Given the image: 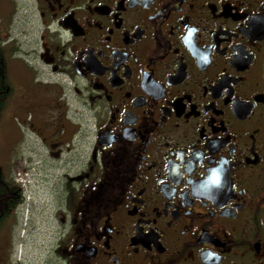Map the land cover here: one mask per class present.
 <instances>
[{"label": "flooded vegetation", "instance_id": "1", "mask_svg": "<svg viewBox=\"0 0 264 264\" xmlns=\"http://www.w3.org/2000/svg\"><path fill=\"white\" fill-rule=\"evenodd\" d=\"M39 230L37 264H264V0H0V264Z\"/></svg>", "mask_w": 264, "mask_h": 264}, {"label": "rangeland", "instance_id": "2", "mask_svg": "<svg viewBox=\"0 0 264 264\" xmlns=\"http://www.w3.org/2000/svg\"><path fill=\"white\" fill-rule=\"evenodd\" d=\"M21 177L24 182L26 180V183H28L30 181V178H32L30 173L25 174V175L22 174ZM31 190H32L33 197L35 200V205L40 211L43 210L45 205L48 204L46 203V200L49 199V196H48L49 189L46 188L44 184L40 186V184H37L36 181H34L33 179L31 182ZM28 209L31 210L30 208H26L24 212L25 216H22L21 219L19 220L20 222H22V225H20V227H23V229H26L28 227V224H27L29 222V216H27ZM39 220H43V218L39 217ZM39 223L41 224L37 225L38 228L44 230L47 224L43 223L42 221ZM37 236L38 237L36 240H31L30 236H28L24 241L21 240L19 243L16 242L14 246L15 247L14 259L16 261L21 262L22 264H37L38 260L36 259V257L40 254V251L39 250L37 251L36 248H37V245H39L38 243H41V240L44 237V235L42 236V233L39 230Z\"/></svg>", "mask_w": 264, "mask_h": 264}, {"label": "trees", "instance_id": "3", "mask_svg": "<svg viewBox=\"0 0 264 264\" xmlns=\"http://www.w3.org/2000/svg\"><path fill=\"white\" fill-rule=\"evenodd\" d=\"M9 188L11 189V186H10V185H7V189H9ZM8 195H9V194H8Z\"/></svg>", "mask_w": 264, "mask_h": 264}]
</instances>
